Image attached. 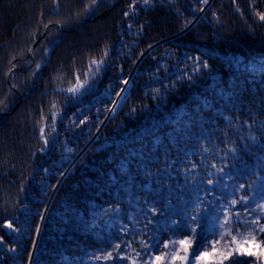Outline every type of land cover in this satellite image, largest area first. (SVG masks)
I'll return each instance as SVG.
<instances>
[{"label":"trees","instance_id":"16d2710c","mask_svg":"<svg viewBox=\"0 0 264 264\" xmlns=\"http://www.w3.org/2000/svg\"><path fill=\"white\" fill-rule=\"evenodd\" d=\"M89 5L0 0V264L221 247L264 216V0Z\"/></svg>","mask_w":264,"mask_h":264},{"label":"snow or ice","instance_id":"6c2138e0","mask_svg":"<svg viewBox=\"0 0 264 264\" xmlns=\"http://www.w3.org/2000/svg\"><path fill=\"white\" fill-rule=\"evenodd\" d=\"M96 3L97 0H91V5H89V7ZM145 3H147V0H145ZM125 14L127 15V13ZM259 18L264 20V14H259ZM92 63L96 64L98 62L92 61ZM37 67L39 68V65H37ZM205 67H207L206 62ZM76 90L77 89L75 88L69 89V91L73 92ZM41 131H43V129H41ZM209 183H212V181H209ZM240 187H243V185ZM247 199V197L243 198L244 201H247ZM236 203H238V201H232V204ZM259 207L261 212H264V205ZM237 217H239V213H237ZM192 219L195 221L196 217H193ZM262 219H264V216H257L251 221L237 219L234 222L232 219L226 218L220 225V227L224 229L220 234V239L224 241V244L221 247H217V241L208 244L201 243L197 247H193V240L186 238L178 242L183 249L184 255H179V250H177V253L173 254L172 259H179L182 264H225V261H230L235 255L254 257L256 264H264V223L261 222ZM233 223L236 224L235 229L232 227ZM240 225H244L243 230L240 229ZM8 227L11 228L12 226L9 224ZM234 230L236 233L235 235L232 234ZM190 231L192 236L195 237L196 228L193 227ZM172 243L175 245L177 242L174 241ZM245 244L254 245V247H244ZM116 247H119V245ZM200 248H210L211 251H201L199 252V255H196V252L199 251ZM190 249L191 252L189 251ZM256 249H259V251ZM101 258L111 259L112 253H108L103 257H96V259ZM155 260L159 262L162 260V257H155ZM132 264H136V261L133 260ZM233 264H235L234 261Z\"/></svg>","mask_w":264,"mask_h":264}]
</instances>
